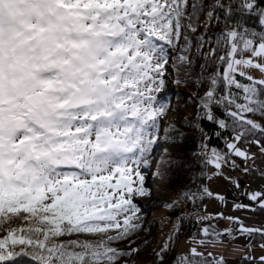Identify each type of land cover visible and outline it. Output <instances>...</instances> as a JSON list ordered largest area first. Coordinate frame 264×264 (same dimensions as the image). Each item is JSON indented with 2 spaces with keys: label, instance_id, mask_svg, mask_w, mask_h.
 Returning a JSON list of instances; mask_svg holds the SVG:
<instances>
[{
  "label": "snow or ice",
  "instance_id": "snow-or-ice-1",
  "mask_svg": "<svg viewBox=\"0 0 264 264\" xmlns=\"http://www.w3.org/2000/svg\"><path fill=\"white\" fill-rule=\"evenodd\" d=\"M172 84L195 88L188 114ZM252 146L264 155V0H0V264H132L145 207L178 208L158 195L181 178L193 212L152 264H168L186 219L199 228L174 264H227L209 247L240 236L256 261L264 223L203 205L226 202L209 187L223 178L248 201L234 212L264 213V184L225 174L236 158L254 170Z\"/></svg>",
  "mask_w": 264,
  "mask_h": 264
},
{
  "label": "trees",
  "instance_id": "trees-1",
  "mask_svg": "<svg viewBox=\"0 0 264 264\" xmlns=\"http://www.w3.org/2000/svg\"><path fill=\"white\" fill-rule=\"evenodd\" d=\"M211 31L215 32L217 31L216 28H212ZM195 88H190L187 85L177 86V85H170L169 86V97L172 103H176L178 100L181 102V106L183 108V113L188 114L191 112L190 107H183V101L188 99V95L190 93H194ZM179 93L180 96L178 97L176 94ZM191 103V101H189ZM217 114L219 116H223V110L217 109ZM258 119V117H257ZM204 126L208 129H211V125H209L207 122H204ZM212 144L214 146H217L219 148H223V143L221 141H218L215 136L212 137ZM255 153L260 154L258 148L256 146H252L251 149ZM236 163L239 165V167L243 166V161L240 158H236ZM193 172H198V169H193ZM189 183V181L186 178H181L176 184L172 185L171 188L163 190L159 195L158 199L161 200H178L179 207L173 210H166L162 206H153L149 209H145L147 215L146 219L150 222V230L149 232H141L137 237H134L136 244L140 246L141 251L138 256H136L132 262V264H152V261L154 259L152 253L153 250L156 249L161 242L164 240L166 235L171 230V221H175L176 217L181 213H192L193 208L191 204H187L183 199L180 198L181 194V188L184 184ZM210 198H206L203 201V205H206ZM237 199L239 202L247 203L248 201L244 197V195L237 193ZM203 205L201 207H203ZM166 210V218H162L161 211ZM203 214V213H199ZM194 219V217H193ZM166 221V222H164ZM220 219L214 221V223L217 225L219 224ZM199 226L195 225L192 220L186 219L184 221V225L182 228V232L179 236V239L176 241L174 245V249L172 252L168 254L167 261L168 264H174V257L181 253L179 251L180 245L182 241L187 240L188 237L198 231ZM250 238L246 237L247 243ZM144 241H147V245L145 246ZM260 241L258 238L253 240V247H259ZM121 247L125 245H120ZM239 264H258V260L256 261H248L244 259H240Z\"/></svg>",
  "mask_w": 264,
  "mask_h": 264
},
{
  "label": "rangeland",
  "instance_id": "rangeland-1",
  "mask_svg": "<svg viewBox=\"0 0 264 264\" xmlns=\"http://www.w3.org/2000/svg\"><path fill=\"white\" fill-rule=\"evenodd\" d=\"M250 74L260 77L261 74L258 71H252ZM168 99L169 97V90H168ZM254 161L250 160L248 161L247 166L248 167H257V173H252V180L250 182V186L256 190L261 187L262 184H264V180L261 179L260 173L264 172V165L262 167H259L258 161L262 160L264 162V155L261 153H254ZM245 163L243 162V166L239 167L236 171L230 172L229 170H225V174L232 175L236 179H239L242 181L243 177V171H241L245 167ZM261 169V170H259ZM243 182V181H242ZM246 187V182H243ZM229 182L223 178H218L213 180L211 183H209V187L214 192H221L223 194H226L227 200L225 203H221L214 198H210L208 202L206 203L207 211L209 213H215V212H223L225 216H239L244 222L252 226L257 223H264V213L256 212L255 214L247 212V211H233L232 205L234 202H237V193H240L243 195V190L240 192H237L233 187H229ZM239 202V201H238ZM145 209H149L148 207H145ZM162 218H166V210L161 211L160 213ZM166 222V221H164ZM230 226V222L226 219H220L219 224L217 225V228H226ZM187 240L182 241L180 245V252H184L187 250ZM247 244V240L244 236L238 237V239L234 242V244L230 243L227 246L221 247L217 246L215 248L209 247L210 251H213L215 254H222L227 261V264H239L240 259L244 256V254L248 251L247 248L244 246ZM251 255L256 257L257 260L260 256L264 255V249H261L260 247H253Z\"/></svg>",
  "mask_w": 264,
  "mask_h": 264
},
{
  "label": "bare ground",
  "instance_id": "bare-ground-1",
  "mask_svg": "<svg viewBox=\"0 0 264 264\" xmlns=\"http://www.w3.org/2000/svg\"><path fill=\"white\" fill-rule=\"evenodd\" d=\"M245 174L243 173V177H242V181L245 179ZM252 178H250L247 182L244 180L243 182H246V187H249L250 186V182H251ZM231 185H229L230 187ZM232 187V186H231ZM246 238V237H245Z\"/></svg>",
  "mask_w": 264,
  "mask_h": 264
},
{
  "label": "built area",
  "instance_id": "built-area-1",
  "mask_svg": "<svg viewBox=\"0 0 264 264\" xmlns=\"http://www.w3.org/2000/svg\"><path fill=\"white\" fill-rule=\"evenodd\" d=\"M250 178H251V176L248 174V175L245 176V179L244 180L247 182Z\"/></svg>",
  "mask_w": 264,
  "mask_h": 264
}]
</instances>
